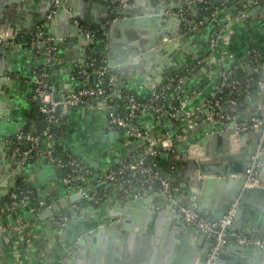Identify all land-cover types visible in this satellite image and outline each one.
Returning a JSON list of instances; mask_svg holds the SVG:
<instances>
[{
  "label": "built area",
  "instance_id": "built-area-1",
  "mask_svg": "<svg viewBox=\"0 0 264 264\" xmlns=\"http://www.w3.org/2000/svg\"><path fill=\"white\" fill-rule=\"evenodd\" d=\"M210 1L185 0L187 7L165 12L166 15L181 21L182 32L187 36L194 35L208 24L215 26L216 31L208 36V51L205 55L182 65L176 72L169 73L165 81L146 98H138L127 91L123 101L125 115L120 113L119 105L109 98L117 90L119 73L100 67L96 57L88 58L85 64H76L72 72L74 81L84 80L91 75L96 77L95 81L79 88L68 97H60L56 87L51 83V73L47 70L58 60L59 48L54 45L55 37L45 35L46 24L39 26L35 32L23 36L24 40L15 42L20 48L36 47V53L43 57V67L34 71L32 84L34 98L39 104L40 113L45 117L46 125L40 135L35 133V129L33 131H25L24 127L18 129L13 143L14 153L24 162H29L35 155H39L55 168L66 170L68 173L60 176L59 189L64 191L66 199L80 197L69 207L66 214H57L47 221L57 237H60L61 233L88 208L93 209L94 206L103 203L105 195L109 198L136 200L144 197L148 190L156 188L167 195L169 203L175 204L174 209L183 216L186 225L207 233L213 240L204 264H215L220 253L230 243L264 250L263 237L247 235L240 230H230L235 208L222 219L209 221L199 213L195 204L185 206L178 203L176 195L180 194V190L167 178L182 160L181 147L185 144L187 134L199 125L224 132L230 130L235 122L233 129L236 134L261 130L264 135V60L260 51L251 45L247 60L235 63V55L222 48L229 23H226L227 19L226 21L220 19L218 10L211 13ZM231 1L238 6V10L236 14L232 12L231 18H228L230 21L250 19L264 28V14L254 17L251 15L263 0ZM58 4L56 1L55 5ZM194 6H197L202 14L199 19L191 17ZM204 10L208 13L203 14ZM74 23L81 29H86L92 40H96L98 35L102 38L105 26L95 28L81 26L77 19ZM41 43H44L43 48L39 47ZM237 65L248 71L250 76L246 78L237 76L235 72ZM202 67H207L209 74L215 77H211L214 83L212 91L207 96L198 89L192 94H184V86L189 77ZM180 70L183 72L178 73ZM253 90L256 92L257 100L252 113L239 117L243 114L241 111L247 102L251 101ZM199 97L203 98L202 102L192 106L191 103L197 101ZM92 98L99 101V109L105 113L107 127L118 132L121 145L127 148L125 155L113 166L96 168L94 164L70 153L54 156L56 129L62 126L64 119L69 117L73 109L86 106ZM170 98L176 103L170 101ZM4 119L0 115V124ZM42 141L50 145L43 153L40 152ZM24 144H29V147L23 149ZM263 150L264 146L259 145L252 157L253 162L246 175L247 187H264V182L257 178L258 171L264 165L260 158ZM166 167L171 168L170 173H166ZM17 188L18 186L15 190ZM15 190L8 193L9 217L5 219L18 218L22 221L20 217L22 208L35 197L36 192L33 189ZM80 202L85 205H80ZM41 205L45 207L46 204L41 202ZM58 241L62 244L61 237ZM76 248L77 245L70 249L67 258L61 264L75 256Z\"/></svg>",
  "mask_w": 264,
  "mask_h": 264
},
{
  "label": "water",
  "instance_id": "water-1",
  "mask_svg": "<svg viewBox=\"0 0 264 264\" xmlns=\"http://www.w3.org/2000/svg\"><path fill=\"white\" fill-rule=\"evenodd\" d=\"M17 1L0 0V86L5 84V78L9 77L8 63H11V60L7 58V51L14 49L15 44L12 42H17L21 32L26 30L35 32L45 22L49 23L45 29V35H52L56 38L54 43L56 47L66 44L71 48L74 45H84L94 54V50L101 46L87 35L86 29L75 25L74 20H79L81 26H87L88 23L99 24L108 19L105 12L109 6L111 7L113 0H74L78 9L70 5L69 0H40L42 2L41 12L33 24L24 25L17 22L16 15L10 12V29L6 23L7 11L4 8L8 10V4ZM33 1L37 3L38 0ZM56 1L59 4L55 7ZM90 1L98 2L102 6L98 10L102 18L98 21L91 22L89 18L81 15L82 11L79 8L82 2ZM121 2L131 4L120 5ZM116 4L117 8L114 12L123 18L110 25V28L111 30L125 29L126 38L124 39L127 47L120 50L115 45H109L108 54L103 58L107 60V70L120 72L117 94L120 100L124 101L122 97L124 80L128 75L133 77L140 75L135 70V59L130 61L131 63L128 59L140 52L145 58L157 53L164 54V51L160 52L159 49L153 50V53L150 52L158 45L156 39L165 35L171 37L166 31L168 29L181 28V21L166 15L165 12L187 7V3L185 0H116ZM93 9H97L94 4ZM66 12H71V15L68 16ZM258 14H264V0L251 12V15ZM63 19L71 22L74 27L69 34L70 41H66L64 35L57 32V26L59 22L62 23ZM114 41L116 42L112 38V43H115ZM39 47L43 48L44 43H41ZM197 59L195 57V60ZM85 63L86 59L77 64ZM173 66L174 63L165 69ZM52 72L56 73L55 68ZM202 72L208 75V68L202 67ZM95 79L96 77L92 76L90 84ZM53 81L56 82L55 76ZM158 87L159 85H155L153 90ZM109 98L113 100L114 94ZM7 113L0 110L1 115H7ZM234 124L228 131L206 135L204 139L191 145L183 154L179 165H176L172 174L167 178L180 190V194L176 195L178 203H183L185 206L195 204L199 213L207 217L209 221H218L227 216L232 208H235L230 230H240L247 235L264 238V187L246 186V175L252 165V157L256 154L259 145L264 146V135L261 130L236 134L233 129ZM214 141L218 144L216 148L213 146ZM28 147L29 144H26L25 148ZM12 158L19 165V157L13 155ZM260 158L264 163V150ZM178 166L179 171L176 172ZM257 178L264 182V165L258 171ZM17 186L18 183L12 185L9 191L16 189ZM9 191L0 193V195L6 196ZM79 199V196H73L62 201L61 204L45 211L43 218L55 216L63 208H68ZM117 203L121 204L120 201ZM174 205V203H169L167 195L156 188L148 190L144 197L128 202L130 207H141V212L131 216L130 213L133 212L127 209L120 214H110L108 218L105 216L100 220L97 228L86 232L80 238L77 253L64 264H184L185 260L189 264H204L213 240L208 237L207 233L186 225L183 216L174 209ZM114 217H119L118 221L113 219ZM125 222H130L132 225H123ZM121 227L124 233L118 234ZM143 234L147 235L146 241L141 237ZM8 235V232H4L0 236V257L9 244ZM88 248L91 251L90 256L87 257ZM215 264H264V250L230 243L220 253Z\"/></svg>",
  "mask_w": 264,
  "mask_h": 264
},
{
  "label": "crops",
  "instance_id": "crops-1",
  "mask_svg": "<svg viewBox=\"0 0 264 264\" xmlns=\"http://www.w3.org/2000/svg\"><path fill=\"white\" fill-rule=\"evenodd\" d=\"M113 1L111 2V7L109 6V9L105 12L108 19L103 20L99 24H87V27L93 28L107 27L104 44L99 49L96 48L94 54L91 53L90 48L84 45H74L71 48L66 44L59 47L58 60L50 68L51 83L56 87L58 96L68 97L76 93L80 87L90 85L93 75L84 80L74 81L72 79L73 67L78 62L99 55L104 62V66L108 68L107 60L103 58L104 55L108 54L110 49L108 46L115 45L120 50H124L127 47L124 39L126 38L125 29L114 28L111 30L110 28V25L123 18L114 12L117 4L116 0L115 2ZM69 4L78 9L74 0H69ZM93 4L97 6V9H93ZM130 4L128 2L120 3V5L125 6ZM41 8L42 2L40 0L37 3L33 0H18L16 3H9L8 10L4 8L7 11L6 23L11 29V16L9 13L12 12L16 15L17 22L24 25L33 24L37 15L40 14ZM100 8H102L101 4L90 1L87 3L82 2L79 9L82 11V16L89 18V21L93 22L102 18L98 11ZM66 13L68 16L69 14L71 15V12ZM224 14L223 19L225 21L227 19L226 23L229 24L222 48L235 55V63L247 60L251 45L260 51L264 60V28L254 21L251 23H246L239 19L230 21L228 18H231V14L228 16L226 15L228 13ZM201 15L198 7L191 10L193 19H199ZM45 24L49 26L48 22H45ZM73 28L71 22L63 19L62 23L60 24L59 22L57 26V32L64 35L65 40L68 41L70 39L69 34L73 31ZM166 31L171 37H166L167 35L158 37L156 39L158 45L150 50L153 53V50L159 49L160 52L164 51V54L157 53L145 58L144 54L140 52L135 57L131 56L128 59L129 62L135 59V70L140 75L134 77L128 75L124 80L123 98L127 91H133L140 98H146L153 91L155 85H161L165 81L169 73L179 69L182 65L195 61V57L200 58L207 53L209 35L206 29H202L190 36L183 34L181 28L176 30L172 28ZM31 33H33V30L23 31L18 38ZM112 38L116 40V42L114 41L115 43H112ZM12 43L14 44L15 42ZM34 48L32 47L30 50L22 48L21 50L15 44L14 49L7 51V58L11 60V63H8L9 77L5 78L6 83L0 86V110L8 112L7 115L0 114L5 118L0 124V193L9 191L12 185L19 184V182H25L32 186L36 192V201L32 200L22 208L20 214L22 221L18 218L5 219V221L4 218L0 219V236L4 232L9 234V244L2 252L0 264H61L65 261L68 252L73 246L77 245L78 248L80 238L86 232L97 228L100 220L105 216L108 218L110 214H120V212H124L127 209L133 212L130 213L131 216L142 211L141 207L128 206V202L132 199L109 198L99 209L88 208L68 229L61 233L62 244L59 243L58 239L60 237L55 235L51 225L47 223L51 217L43 218L45 211L66 200L64 191L59 189L60 175L57 168L47 163L39 155H35V159L29 162H24L19 158V165L12 158L13 155H16L13 149L15 135L18 129L25 127L29 121V116L35 103L32 84L33 74L44 62L43 58L36 51H33ZM172 63H174V66L166 70L165 68ZM53 68L56 70L55 74L52 72ZM235 72L241 78L250 76V73L239 65H237ZM118 73L120 76V72ZM54 76L56 77V82L53 81ZM211 77L213 75H210L209 72L208 75H205L202 72V68L195 70L184 86V94H192L193 91L198 89L206 93L205 95L207 96L213 89L214 83L211 81ZM202 99V97H199L191 105L195 106L198 102L201 103ZM113 100H120L117 90L114 93ZM256 100L257 95L254 92L251 101L247 102L241 111L243 114L239 115V117H245L252 113ZM99 106L98 100L90 99L86 106L73 109L69 117L62 123L66 134L62 136L63 139L61 138L60 143L63 147L62 153H70L77 156L94 164L96 168L115 165L125 155L127 150L121 145L118 132L107 127L105 113L99 109ZM60 128L61 126L57 129ZM219 132V130L206 125L197 126L196 129L187 134L185 144L181 147L182 155L185 150L188 151L191 145L204 139L206 135H214ZM213 146L216 148L218 146L217 142L214 141ZM22 147L26 149V144L22 145ZM49 148V143L42 141L40 152H46ZM165 171L170 173L171 168L166 167ZM178 171L179 166L176 172ZM175 179H177V175H175ZM0 197L5 196L0 195ZM117 201H120L121 204L118 205ZM41 202H45V207L41 205ZM69 207L63 208L58 214H66ZM118 218L114 217L113 219L117 220ZM123 225L131 226L132 224L125 222ZM121 228H119L118 234L124 233L123 227ZM141 237L142 239L145 238L146 241V234L141 235ZM3 240L5 241V238ZM90 251V248H88L87 257L90 256ZM184 264L189 263L185 260Z\"/></svg>",
  "mask_w": 264,
  "mask_h": 264
},
{
  "label": "trees",
  "instance_id": "trees-1",
  "mask_svg": "<svg viewBox=\"0 0 264 264\" xmlns=\"http://www.w3.org/2000/svg\"><path fill=\"white\" fill-rule=\"evenodd\" d=\"M210 2H211V4H210L209 7L211 9L210 10L211 13H213L216 10H218L219 11L218 14H219L220 19H222L224 17V15H225L224 13L232 14V12H233V14H236V10H238V6L235 5L233 3V1H231V0H211ZM207 13H208L207 10L203 11V14H207ZM245 22L246 23H251L252 20L246 19ZM203 29L207 30L208 35L210 33H212V32L214 33L216 31L215 26H213L212 24L206 25ZM98 37H99V35H98ZM24 48L30 50L32 48V46H28V47H24ZM33 51H36V47L34 48ZM41 58H43V57L41 56ZM96 58L98 59L99 66L100 67H105L104 66V62L101 60V57L100 56H96ZM42 67H43V63L41 65V67L36 69V71H38ZM47 70H48V72H50V69L47 68ZM173 72H176V70H174ZM182 72H183L182 70L178 71V73H182ZM129 92L135 94L138 98H140L135 92H133V91H129ZM169 100L174 102V103H176V101H174L172 98H170ZM114 103L119 105L120 113L122 115H125L126 110L124 108V102L122 100H117V101L115 100ZM66 119L67 118L64 119V122H65ZM45 125H46L45 117L40 113L39 104L35 100V103H34V106H33V110H32V112H31V114L29 116V121L25 125L24 130L25 131H33L35 129V133L37 135H40L41 132L43 131V129L45 128ZM55 133H56L57 137L55 138V143H54V147H53L54 156H63L62 154H65V153H62L63 147H62V145H60V143H61V140L63 139L62 136L66 134L65 133V129H64V125H62L60 129H56ZM185 152H186V150L183 152V154ZM34 159H35V157H33L31 159V161H33ZM177 165H179V164H177ZM57 171H58V174L60 176L61 175H66L68 173L66 170L59 169V168H57ZM20 189H22V190H32L33 187L28 185V184H26L25 182H19L18 188L15 191H19ZM33 191H34V189H33ZM105 196L106 197L103 199L104 200L103 203H101L99 206H96V207L94 206L93 208L99 209L109 199V197H107V195H105ZM32 200L36 201V195H35L34 198L31 199V201ZM79 204L80 205H85V203H83V202H80ZM8 205H9L8 196L0 197V215L4 219L7 218V216H9Z\"/></svg>",
  "mask_w": 264,
  "mask_h": 264
},
{
  "label": "flooded vegetation",
  "instance_id": "flooded-vegetation-1",
  "mask_svg": "<svg viewBox=\"0 0 264 264\" xmlns=\"http://www.w3.org/2000/svg\"><path fill=\"white\" fill-rule=\"evenodd\" d=\"M55 7H56V5H55ZM79 21V20H78ZM106 26H105V29H104V31H103V33H102V38H100V37H97V39L95 40V42L97 43V44H99L100 46L102 45V44H104V42H103V40L102 39H104L105 38V33H106ZM19 40H24V37L22 36V37H20V38H17V41H19ZM14 44H16V43H14ZM17 45V44H16ZM39 46H40V44H39ZM37 48H38V46H37ZM59 48V47H58ZM95 52V51H94ZM93 56V55H92ZM96 56H99V55H96ZM96 56H94V57H96ZM102 60V59H101ZM115 101V100H114ZM15 190V189H14ZM12 191V190H11ZM6 196H8V194L6 195ZM91 231V230H90ZM89 232V231H88Z\"/></svg>",
  "mask_w": 264,
  "mask_h": 264
}]
</instances>
